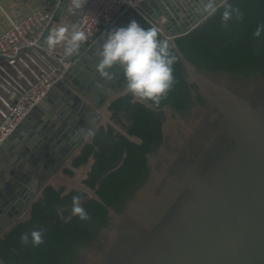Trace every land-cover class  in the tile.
Segmentation results:
<instances>
[{"label":"water","instance_id":"obj_1","mask_svg":"<svg viewBox=\"0 0 264 264\" xmlns=\"http://www.w3.org/2000/svg\"><path fill=\"white\" fill-rule=\"evenodd\" d=\"M227 1L216 0L215 10L205 13L200 0H148L142 11L154 23L166 20L162 33L178 52L175 40L199 27ZM68 4V0L50 1L47 10L54 17L39 40L42 48L47 47L43 40ZM129 11L133 15L123 13L81 46L64 79L54 84L0 147V240L31 219L34 205L48 187H53L57 191L64 188V195L73 190L86 193L105 207L115 225L130 218L138 226V231L126 230L121 237L115 226L105 228L104 251L91 254L89 264H98L109 252L116 256L114 264H264V105H253L200 74L181 54L189 81L197 87L209 112L198 105L201 118L208 115L210 121L218 123L219 131L230 139L229 148L221 152L223 147L212 140L191 149L190 142L182 171L172 174L178 154L162 146L157 155L148 156V178L121 214L85 185L94 157L85 167L73 166L85 146L93 143L95 134L111 126L105 116L112 121V103L128 94L127 90L115 93L122 74L118 66L111 70L113 78L106 80L97 71V64L107 30L127 26L132 20L141 25L146 22L132 8ZM30 52L26 49L14 58L0 57V79L5 63ZM58 58L52 59L55 65ZM134 102L165 115L163 134L176 138V149L186 145L200 123L186 124L168 106L156 109L149 101ZM118 127L130 141L142 144L141 139ZM88 130L94 134L87 136ZM17 139L22 142L19 148L14 143Z\"/></svg>","mask_w":264,"mask_h":264},{"label":"trees","instance_id":"obj_2","mask_svg":"<svg viewBox=\"0 0 264 264\" xmlns=\"http://www.w3.org/2000/svg\"><path fill=\"white\" fill-rule=\"evenodd\" d=\"M227 3L239 6L244 18L240 22H231L225 28L221 21ZM261 22H264V0H228L199 27L177 38L178 52L174 51L200 74L244 96L253 105H264V39L257 40L253 36ZM142 26L151 27L144 21ZM160 36L169 40L161 33ZM174 75L177 82L168 98L159 106L149 102L156 109L168 106L181 119L190 121L194 105L204 107L205 101L197 87L190 83L180 57L174 65ZM114 90L115 93L126 90L123 73ZM110 112L113 113L114 124L120 125L129 136L141 139L142 144H135L112 126L101 128L93 143L85 146L74 160L73 166L85 167L93 156L95 163L85 185L95 191L108 207L121 214L125 202L148 178V156L157 155L164 145L169 146L164 142L167 136L162 130L165 115L134 102L129 93L112 103ZM207 116L191 140V149L199 145L208 130L214 129ZM184 156L185 152L176 162L177 167ZM65 191L64 188L57 191L48 187L43 198L34 205L31 219L19 224L4 240H0L3 264H78L83 261V249L98 245L103 230L111 223L107 210L84 192L73 190L64 195ZM74 196L81 197L82 206L91 216L90 221L82 222L71 214ZM61 208L62 212L59 211ZM33 229L45 231V242L38 247L24 245L20 241L22 233H30Z\"/></svg>","mask_w":264,"mask_h":264},{"label":"clouds","instance_id":"obj_3","mask_svg":"<svg viewBox=\"0 0 264 264\" xmlns=\"http://www.w3.org/2000/svg\"><path fill=\"white\" fill-rule=\"evenodd\" d=\"M88 3L89 0H71L68 11L75 16ZM215 4L216 0H200L205 13L213 12ZM243 18L244 13L239 6L232 3L224 6L221 21L223 27H228L231 22H240ZM253 36L257 40L264 39V22L257 25ZM88 38L87 33L77 24L71 28L61 25L49 32L45 44L50 51L63 46L64 55L71 57L78 53ZM174 49L175 45L171 41L161 38L157 27L145 28L132 20L127 26L107 30L106 39L98 52L100 59L97 71L102 78L111 80V70L118 66L123 73L126 90L134 100L150 101L159 106L168 98L177 82L174 65L179 57ZM93 134L91 130L87 131V136ZM71 214L82 222L91 220L89 212L82 206L80 196L72 198ZM44 236L43 229H33L30 233H22L20 241L24 245L38 247L45 242Z\"/></svg>","mask_w":264,"mask_h":264},{"label":"built area","instance_id":"obj_4","mask_svg":"<svg viewBox=\"0 0 264 264\" xmlns=\"http://www.w3.org/2000/svg\"><path fill=\"white\" fill-rule=\"evenodd\" d=\"M146 1L148 0H89L79 24L89 37L86 42L92 41L102 27H110L123 13L130 12V8L151 27H157L164 36L162 27L165 26L166 20L162 19L157 23L149 21L142 11V5ZM53 17V12L44 9L35 12L23 22L14 24L10 30L0 36V57L5 59L14 58L23 50L38 48L39 40ZM44 53L48 63L44 61L48 64L49 69L44 70L26 88L21 87L20 90L16 89V91L10 92L9 96L2 101V109H0V147L29 113L48 95L54 84L64 79V74L74 64L73 56L66 57L64 55L63 46L52 51L46 47ZM57 55H59V58L55 65L52 59L56 58Z\"/></svg>","mask_w":264,"mask_h":264},{"label":"crops","instance_id":"obj_5","mask_svg":"<svg viewBox=\"0 0 264 264\" xmlns=\"http://www.w3.org/2000/svg\"><path fill=\"white\" fill-rule=\"evenodd\" d=\"M51 0H0V36L10 30L14 24L23 22L26 18L40 10L49 8ZM67 1V0H66ZM70 5L71 0H68ZM86 7V6H85ZM85 9V8H84ZM84 9L75 16L71 15L67 10L62 15L58 23H54L53 28L58 26H68L71 28L73 24H80V20ZM45 44V38L43 40ZM44 49L40 45L36 49L26 55L19 56L10 63L3 66V76L0 79V109H2V101L9 96L10 92L26 88L34 82L45 70L49 69L48 62L45 59ZM47 62H45V61ZM58 66V65H57ZM106 121L109 123V118ZM111 121L109 124L116 130H121ZM15 146L19 148L22 142L17 139L14 141ZM1 162V161H0ZM1 165H4L2 163Z\"/></svg>","mask_w":264,"mask_h":264},{"label":"flooded vegetation","instance_id":"obj_6","mask_svg":"<svg viewBox=\"0 0 264 264\" xmlns=\"http://www.w3.org/2000/svg\"><path fill=\"white\" fill-rule=\"evenodd\" d=\"M196 97V96H195ZM197 104L194 105L192 111H191V115H190V121H186V120H183L186 122V124H190L192 123L193 121H200V123L198 124L197 128L194 130V132L191 134V136L188 138L187 140V143L186 145L181 149V148H175L174 145H175V137H173L171 134H168L166 135V142H167V145L169 146V148L167 147L168 150L170 151H175L177 154H178V158L175 159L174 161V164L173 166L171 167V173L174 174H179L182 170V164L185 160V158L187 157V155L189 154V150H188V143L191 142L192 138L197 134V131H198V128L201 126L203 120L205 117H202L200 116V110L197 109ZM202 110H205L207 113H209L207 111V108H206V105H204V107H202ZM208 119H209V116H207ZM209 122H211L212 124H214V129H211V130H208L207 134L204 136L203 140L201 142H209V141H212V140H218L220 138V141H219V145L218 146H222L223 149L221 150L224 151L226 150L227 148H229V146L231 145L230 144V139L229 137L224 134V133H221V131H219V128H218V123L217 122H212L210 121L209 119ZM209 134V138H207ZM165 142V144H166ZM199 142V144L201 143ZM213 142V141H212ZM191 145V143H190ZM185 152V156L183 157L182 161H181V164L179 167L176 166V162L179 160V158L181 157L182 153ZM150 170V169H149ZM179 172V173H178ZM129 200V199H128ZM127 200V201H128ZM126 201V202H127ZM125 202V203H126ZM114 220L111 218V223H110V226H115L117 228V232H118V235L121 237L123 236L125 233L124 231L126 230H130V232H135V231H138V226L136 225V223L130 219V218H125L123 219L119 225H115L113 224ZM127 225H129L130 227L132 228H125ZM104 241H105V237L104 235L102 234L99 238V243L97 246L95 247H92V248H86V249H83L81 251V258H83V261H81L80 263L78 264H89V258L91 257L90 255L93 254L95 256H97V254H101L104 250ZM110 253V252H109ZM109 253H106L104 256H103V259L98 262V264H114L115 263V258L116 256H113V254H109ZM114 257V259H113ZM111 261V262H110Z\"/></svg>","mask_w":264,"mask_h":264},{"label":"rangeland","instance_id":"obj_7","mask_svg":"<svg viewBox=\"0 0 264 264\" xmlns=\"http://www.w3.org/2000/svg\"><path fill=\"white\" fill-rule=\"evenodd\" d=\"M109 121H110V119H109ZM110 122H111V121H110ZM110 122H109V123H110ZM112 124H113V123H112Z\"/></svg>","mask_w":264,"mask_h":264}]
</instances>
